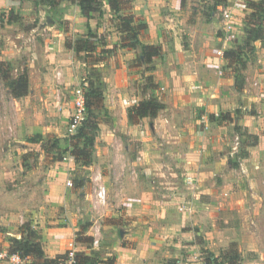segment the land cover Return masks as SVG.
<instances>
[{
	"label": "rangeland",
	"instance_id": "rangeland-1",
	"mask_svg": "<svg viewBox=\"0 0 264 264\" xmlns=\"http://www.w3.org/2000/svg\"><path fill=\"white\" fill-rule=\"evenodd\" d=\"M62 1L48 9L43 6L41 0H0V59L13 62L12 75L15 78H19V74L23 72L27 78V92L21 97L12 96L10 88L0 78V251L5 250V248L8 250L12 239H19L22 235L26 237L28 230L35 231L40 236L41 241V230L34 225H38L39 220L45 215L42 213L40 216L38 213L43 210L47 211L49 207L44 198L49 193L54 197L60 195L59 190L56 192L54 188L53 191V188H49V184L46 183L47 172H45L44 166L47 163L59 161L66 162L65 167L67 168L76 169V161L70 155L73 145L76 144L75 140L71 138L72 135L68 132L66 125L64 123L62 125L60 117L55 116L51 109H47L46 104L40 99V96L47 91L44 90L47 89V84L42 72L53 71L45 65V60L42 57V47L45 45L43 32L45 25L58 20L61 26L64 27L65 25V28L69 29L71 24L68 20L66 23L63 22V17H66L65 12L60 14V9H55V6L60 5ZM224 2L225 0H185L184 6L189 7L190 21H194L196 24L200 17L208 21L210 17L215 15L219 20H223L222 5ZM101 5L97 6L98 11L95 13L96 15L99 11L102 13H99L97 18L105 17V21L103 20L104 30L100 34L94 33L93 30L94 37L88 39L91 43L89 46L94 45L95 50L88 53L74 50L73 46L76 41L85 42L88 38L87 34L82 39L67 35L63 40L65 47H67V43L72 45V47L67 48L72 49L74 62L76 59L84 60L87 63L103 59L107 56L106 53H116V48L120 46V51L128 57L126 62L132 68L141 67L143 69L145 67L148 73H153L152 71L157 68L167 65L164 63L166 58L164 54L162 55L160 45L161 54L156 58L157 64L152 62L149 65H146L147 63L141 65L143 56L140 47L137 45L133 49L130 46L135 43V31L121 27L122 20L117 18L118 14L112 12L110 7L111 12L105 11L104 13L100 8ZM131 9L132 7L130 11ZM128 13L130 12L122 11L119 14L127 15ZM131 13L133 14V12ZM72 14L69 15L71 19L73 18ZM133 15L134 22L132 24L134 26L140 23L147 25L143 17ZM8 18L13 19V21L7 22ZM97 22H99L98 25L102 24L100 19ZM235 27L236 33L229 44V50L240 47L245 40L239 36L240 27L238 23L235 24ZM203 33L215 37L221 35L223 31L220 28L212 30L211 27L206 26ZM108 36H116L118 46H111L112 42L110 39L108 40ZM146 36L147 28L140 31L137 37L142 43L146 41ZM244 37H246L245 34ZM106 41H108L109 46H105L104 50L101 47ZM196 41L199 40L191 32L181 31L178 34V39H176L178 43L176 49L183 52L186 47L193 45L194 51L197 52L198 49L193 44ZM220 49L225 51L226 48L220 47ZM247 60H245L246 64ZM230 62V72L232 74L233 70L238 72L237 82L234 86L239 91L242 87V71L244 69H242L240 62ZM227 66L228 62L223 66L224 69ZM43 68L44 70H42ZM59 69L61 70V68ZM59 73V70L54 69L56 81L61 80ZM155 77V74L148 76L146 87L151 90L149 99H155L162 105L158 97L162 96L163 90L160 88L159 82L155 83ZM85 80L88 81V78ZM131 83L135 88L141 87L138 79L132 80ZM155 90L158 91L157 94ZM224 94L226 96L223 104H227L233 99L234 94L227 92ZM68 100L73 101L72 98ZM40 104H43L42 107L39 106ZM212 105L214 107L217 105L218 108L208 111L202 106H191L190 130L184 137V143H181L182 148L190 152L185 156L186 159H183L184 157L180 154L174 155L168 152L170 151L168 147L173 142L165 140L163 136H161L162 139L158 145L155 140L145 142L144 146L141 144L142 142L139 144L136 141L125 142V147L129 150L128 157L131 160H136L137 156H140L138 153L142 152L143 156L140 158L148 157L151 161L153 154L148 152L145 147L156 148V146L166 147L161 152L166 151L164 152L165 156L169 159L184 160L182 164H178V162L173 164L175 170L170 169L171 164H167L166 167L160 165L167 170L162 174L159 173L158 176H153L151 172L144 173L143 179H145L146 184L153 185L152 181L165 185L176 183L180 184L183 191L190 190L194 183L203 184L202 190L195 195L198 199L207 202V205L195 204L190 205V207H192L193 213H197L200 210L199 207L202 206L206 212V217L202 221L191 223L190 227H183L182 230L184 231H180L183 234L153 238L137 235L135 230L127 234L125 230H121L124 229L123 227L119 228L121 230L119 235L123 238L120 242L125 245L133 242L151 245L158 243L159 240L164 241V239L166 240L165 243L170 242L169 247L174 249L179 245L172 241L182 244V247L176 248L177 251L171 250L166 257L162 256L163 259L158 264H264V152L259 151L261 147H264V143L260 141L258 134L254 135L250 132L252 126H245L242 124L244 122L240 124L236 120L240 117L243 121L249 122L252 120L249 115L255 113L256 110L252 107L247 108L244 112L238 108L232 112H223L220 108L222 104L219 103L218 99L212 100ZM71 111L72 106L69 108L70 113ZM107 115L105 109H99V122ZM139 119H133V122H138ZM69 121L70 115L68 116ZM260 123H264V121H260ZM47 124L54 128L47 130L45 128ZM55 128L59 131L55 132ZM99 131L100 129L97 131L95 141L98 140ZM260 131L264 134V128H261ZM131 151L133 156L130 155ZM119 158L121 159L119 163H127L126 157L119 156ZM155 158L162 160L164 155L155 156ZM93 160L94 154L92 155ZM56 164L58 165V163ZM102 164L94 166L91 170L88 169L82 177L96 186L101 182V176L97 174L98 169H100V174L103 177L109 175V179H111L117 176L118 173H114V175L105 173L107 170L102 167ZM92 165L93 163L86 167ZM59 166V170H64L63 164ZM61 174L65 173L62 172ZM176 179L177 181H175ZM68 180L72 182L71 186L67 185ZM68 180L64 179L63 181L66 190H68L65 192L75 194L76 188L82 184L84 178L73 177L70 174ZM166 190L167 188H164L163 191ZM92 196L87 198L86 204L81 203L80 206L82 209H90L95 214L94 219H100V222L96 224L99 227L97 236H100L99 242L96 245L92 243V234V240L87 245L90 249L88 253L91 251L100 253L101 246L104 243H110L112 240L109 225L114 218H111L110 211H118L117 217L115 215V222H119V224L128 222L122 220V216H118L121 206L113 207L108 203L100 204L97 202V198H92ZM61 199L62 205L59 208L64 209V200ZM34 221L37 222L34 224ZM92 222L82 224L79 232L75 233L76 241L84 238V236L80 238L79 235L83 233V228L91 226ZM199 224L202 226L201 230H199ZM131 236L133 240L130 239ZM187 244H192V247L184 246ZM145 255V253L142 254V256ZM1 260L12 261V258L5 255L0 258ZM33 261L34 257L29 256L22 259L21 264H29Z\"/></svg>",
	"mask_w": 264,
	"mask_h": 264
},
{
	"label": "crops",
	"instance_id": "crops-1",
	"mask_svg": "<svg viewBox=\"0 0 264 264\" xmlns=\"http://www.w3.org/2000/svg\"><path fill=\"white\" fill-rule=\"evenodd\" d=\"M43 6L50 9V5L43 4ZM131 7V12L143 17L147 24V38L142 43L160 45L162 55L164 54L166 58L164 63L167 65L157 68L152 71L153 73H148L145 67L143 69L141 67L132 68L126 62L128 57L120 51L116 36L107 37L112 42L111 46H118L115 50L116 53H106L107 56L103 59L89 63L84 60L76 59V62L72 60L73 51L71 48L65 47L64 38L67 35L78 39L84 38L88 32V24L91 31L94 30V33L100 34L104 30L103 20L105 17L97 18L99 13L96 15L94 12L93 17L86 22L78 6L64 0L60 5H56L55 9H60V14L65 12L66 17H63L64 21H62L64 23L66 20L71 22L69 29H66L65 25L61 26L58 20L45 25L43 31L45 45L42 47V57L45 60V65L53 70L42 72L47 84V89L44 90L47 91L40 96V99L46 104V108L51 109L55 116H59L62 125L64 123L67 127L69 108L73 103L68 99H73V93L77 87L90 82L102 91L103 106L108 114L99 122L100 131L98 140L94 144L92 166L86 167L76 163V169L67 168L65 167L66 162L59 161L47 163L44 166V170L47 172L46 183L49 184V188H53V191L55 188V191L59 190L60 193L58 197H54L51 193L45 196L44 201L49 207L47 211L43 210L38 213L40 216L42 213L45 215L39 220L38 225H34L41 230V243L46 257H53L67 250L88 253L90 249L87 245L89 243L85 241V238L92 237V227L100 222V219H94L95 214L88 208L82 209L80 204H86L87 198L91 195H93L92 198L96 197L98 185H103L106 189L105 203L113 205V207L121 206L118 216H122V220L128 222L126 224L115 222V215L117 217L118 211H110L111 218H114L109 225L112 240L110 243H104L99 249L102 259L109 255H115L116 264H158L163 259L162 256L166 257L171 250L177 251L182 247L181 243L172 241L179 246H176L175 249L171 248L168 245L170 242L165 243V239L151 245L137 242L125 245L120 242L123 238L119 234L121 230H125L127 234L135 230L137 235L153 238L176 236L183 234L180 232L184 231L183 227H190L191 223H197L206 217L202 206L199 207L200 210L197 213H193L192 207H190L195 204L207 205V202L198 199L195 195L202 190V183H194L190 190L183 191L180 184L165 185L152 181L154 184L148 185L143 179L144 173L151 172L153 176H158L159 173L162 174L167 170L162 167L171 164L170 169H173L175 162L182 164L184 160L169 159L165 156L164 152L166 151L161 152L166 147L158 146L156 148L145 147L148 152L153 154L151 161L148 157L140 158L143 156L142 152L138 153L140 156H137L136 160H131L128 157L129 150L125 147V142L130 143L129 141H136L138 144L142 142L141 144L144 146L145 142L155 140L158 145L162 139L161 136H163L165 140L173 142L168 147L170 148L168 152L174 155L180 154L184 157L183 159H186L185 156L190 152L185 151L181 143L190 130L191 106H202L208 111L214 110V108H218V104L217 107H214L212 100L218 99L222 104L220 108L223 112H232L236 108L244 112L247 108L254 107L255 113L249 115L252 118L249 121L251 123L243 121L240 117L236 120L240 124L244 122L242 124L245 126H252L250 132L254 135L258 134L260 141L264 143V134L260 131L261 128H264V123H260V121H264V42L262 40L254 42L256 50L248 56L247 66L242 71L243 82L239 91L234 86L235 77L230 72V67L227 66L225 69L223 67L228 61L223 57L224 50L220 49V47L229 48L236 33L235 24L237 23L240 27L239 36L242 39L245 38L244 17L249 10L238 0H225L222 9L223 12L227 11L229 17L225 18L223 15L224 19L219 20L214 15L208 21L200 17L199 22L195 24L194 21H190L189 7L181 5L180 0H133ZM100 8L104 13L105 11L111 12L105 2ZM70 13L73 15L72 19L69 18ZM98 19L102 24L98 25ZM204 25L211 27L212 30L220 28L223 33L215 37L207 35V33L205 35L203 33ZM181 31L191 32L199 40L193 43L198 49L197 52L194 51L193 45L186 47L183 52L177 51L176 39ZM105 46H109L108 41L101 48L105 50ZM157 57H154L150 63L153 62L156 65ZM150 63L146 64L142 57L141 65ZM54 69L60 71L58 75L61 80L56 81ZM150 74L156 75L154 81L156 84L159 82L160 88L163 90L162 96L158 97L163 105L162 109L155 117L146 116L140 118L138 122L129 121L127 114L129 107L150 98L151 90L146 87V80ZM86 78L88 81L85 80ZM135 79L141 83L140 88L139 86L135 88L132 85L131 81ZM155 91L157 94L158 91ZM226 92L235 96L233 95L230 102L223 104ZM42 105L39 106L42 107ZM45 128L50 130L54 127L47 124ZM54 130L55 132L59 131L56 128ZM259 151L264 152V147H261ZM130 155L133 156L132 151ZM160 155H164L162 160L155 158ZM119 156L126 157L127 163H119L121 161ZM60 164L64 165V170H59ZM98 164H102V167L107 170L105 173L118 174L109 179V175L103 177L98 169L97 174L101 176V182L93 186L82 175ZM158 166L160 167L157 168ZM62 172L65 174H61ZM70 174L73 177L84 178L82 184L76 188L75 194L65 192L68 190H66L63 181L70 179ZM164 188L167 190L163 191ZM59 197L64 200V209L59 208L62 205V199L60 200ZM92 207L94 206L92 205ZM89 221H93V224L84 227L83 233L79 235L84 238L76 241L75 233L79 232L82 224H85L84 222ZM35 222L37 221H34V224ZM201 229L202 226L199 224V230ZM130 239L133 240V237L131 236ZM184 246L192 247V244ZM3 251L8 252L6 248ZM144 253L146 255L142 256ZM5 262L21 264V262L17 263L11 260H1L0 264Z\"/></svg>",
	"mask_w": 264,
	"mask_h": 264
},
{
	"label": "trees",
	"instance_id": "trees-1",
	"mask_svg": "<svg viewBox=\"0 0 264 264\" xmlns=\"http://www.w3.org/2000/svg\"><path fill=\"white\" fill-rule=\"evenodd\" d=\"M43 4L54 6L62 0H41ZM76 4L80 9L82 16L88 22L93 17V13L98 11V5L105 2L112 10L117 13V18L122 20L121 27H127L128 30H133L135 43L130 45L132 48L140 47V52L146 63H150L152 59L161 54V49L157 45L141 43L138 40L140 31L146 30L147 25L139 24L134 26V15L131 13L130 8L133 0H68ZM185 0H180V4L184 5ZM242 4L249 10L244 17V43L235 49H227L223 52V57L228 61V67L231 68L230 61H238L241 63L242 69L246 67L247 57L254 53L256 48L254 42L262 40L264 42V0H245ZM122 11H129L127 15L119 14ZM100 14H102L99 11ZM13 19L8 18L7 22L11 23ZM88 38L85 42L77 40L74 47L76 52H91L95 50V46L91 45L88 40L89 37H94L91 28L88 24ZM67 47H72L70 43L66 44ZM91 49V50H90ZM14 69L13 62L0 59V78L6 82L10 88L11 94L14 97H21L27 92V78L25 72L19 74V78L12 75ZM237 71L233 70L235 83L237 82ZM18 79V80H17ZM236 86H239L236 84ZM86 116L76 133L71 136L76 144L70 151V155L74 158L77 164L88 166L92 163V155L95 144V137L99 130L98 110L104 109L103 94L99 88L94 87L91 83L83 86ZM162 109V105L155 99H148L140 101L138 104L129 107L128 119L133 122V119L143 118L146 116L155 117L158 111ZM94 132V133H92ZM81 238V237H80ZM78 239L77 241H79ZM92 237L85 238L86 242H91ZM9 253H17L21 259L29 256L34 257V261L29 264H69L68 251L62 254H57L53 257H46L40 241V236L32 230H28L26 237L14 238L11 240V245L8 248ZM98 252V251H97ZM95 251L87 253L85 251H74L73 259L70 264H116L115 255H110L107 259H102L100 254Z\"/></svg>",
	"mask_w": 264,
	"mask_h": 264
},
{
	"label": "built area",
	"instance_id": "built-area-1",
	"mask_svg": "<svg viewBox=\"0 0 264 264\" xmlns=\"http://www.w3.org/2000/svg\"><path fill=\"white\" fill-rule=\"evenodd\" d=\"M238 1L242 3L245 0H238ZM223 15L225 18L229 17V14L227 13V11H224ZM83 86H85V83H83L82 86L77 87L73 93L72 111L70 113V121L68 122V125H67V130L71 135L76 133L77 129L79 128V126L81 125L82 121L85 119V116H86V105H85ZM67 185L71 186L72 182L68 180ZM96 198H97L98 203L100 204L105 203L106 189L103 185H98V188L96 190ZM92 234H93L92 243L96 245L99 242V237H100V236L97 237L99 234L98 225L96 224L93 225ZM5 255L11 257L12 261H14L15 259V262L17 263H20L22 261V259L19 257L17 253H9V252L0 251V258H2ZM68 257L70 259L69 260V264H70L73 259V251H69Z\"/></svg>",
	"mask_w": 264,
	"mask_h": 264
}]
</instances>
